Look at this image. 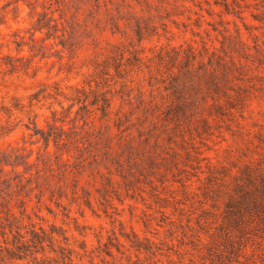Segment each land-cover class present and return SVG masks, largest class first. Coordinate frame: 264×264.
<instances>
[{
  "label": "rangeland",
  "instance_id": "374dc122",
  "mask_svg": "<svg viewBox=\"0 0 264 264\" xmlns=\"http://www.w3.org/2000/svg\"><path fill=\"white\" fill-rule=\"evenodd\" d=\"M204 45L244 65V100L199 92L166 121ZM77 88L114 95L110 117ZM247 166L264 173V0H0V264H264V237L224 226Z\"/></svg>",
  "mask_w": 264,
  "mask_h": 264
},
{
  "label": "trees",
  "instance_id": "16d2710c",
  "mask_svg": "<svg viewBox=\"0 0 264 264\" xmlns=\"http://www.w3.org/2000/svg\"><path fill=\"white\" fill-rule=\"evenodd\" d=\"M238 36L241 37L240 31ZM204 51L205 53L200 52L198 54L193 47H190L189 52H186V55L184 56L182 64L176 66L179 71L173 78L174 82L169 86L175 97V102L167 108L165 115L166 121H178L180 119V113L187 116L188 108H190L192 104L195 105V99L192 96L199 92L202 94L206 92V95H203L204 99H207L205 97L211 96L214 100L211 105H214L216 111L220 113H222L224 106L219 103V99H216V95L223 93L226 102L229 104H232L235 101L243 102V95L239 90H235L236 93L233 95L229 90L232 89L230 85L235 83L234 81L240 80L239 75L244 71V65H236L233 56L231 57V60L225 61V59L217 53L216 49L211 50L207 45H204ZM205 54H207V61H205ZM198 55H200V59H198ZM170 57L171 60H178L176 55H170ZM193 60H198L199 65H192ZM229 63H231V65ZM112 66L118 73H121L120 69L122 65ZM130 66L135 67V65ZM105 68H109V65H105ZM105 68L103 70H105ZM195 75L197 79L196 81L193 79V76ZM149 84L151 85V83ZM234 87L235 85H233V88ZM239 88L241 87L239 86ZM76 93H81L84 96L77 95L72 99L74 101L73 104L81 103L79 110L90 111V107H94L101 113V118L104 119L109 118L112 114L114 95H109V91H99V89L92 90L90 92L93 95L92 99L88 97L89 93H86L82 89L77 88ZM139 93V96L143 95L141 90ZM55 118L56 115H54V119ZM148 120L151 122V119ZM54 125L56 124H49L50 130L48 131L36 130L34 134L40 135V140L45 143L46 147H48L51 140H53L54 144L58 146V149L60 150L61 147L59 145L63 141V133L52 132L51 130L55 127ZM122 125L123 122L121 120H117L115 123V126H117L118 129H120ZM160 125L162 124L155 122L154 128H158ZM177 126L179 125H176L175 123V127ZM148 128L151 129L152 127ZM139 132L144 133L145 130L140 129ZM147 132L148 135L143 139V143L150 144L151 133L150 131ZM149 159H151L150 155H148V160ZM231 191V198L229 205H227L228 211H225V213L228 214V219L224 226L230 225L243 235L246 234L245 231L249 229L252 231V234L259 236V238L264 237V173L261 171L256 172L252 170L250 166H247L239 175L234 177ZM225 241L229 248H236V246H233V241H230L228 237H225ZM239 244H241L240 241ZM20 245L17 246V250H12L9 247L5 248L10 257L25 259L21 254L15 252L20 251L23 248L20 247ZM53 250L56 251L55 249ZM137 250H141L139 246ZM145 250L147 251L148 249ZM36 259L35 256L34 260ZM44 260H46V258H44L43 261ZM68 260V264H74L72 256H69Z\"/></svg>",
  "mask_w": 264,
  "mask_h": 264
}]
</instances>
